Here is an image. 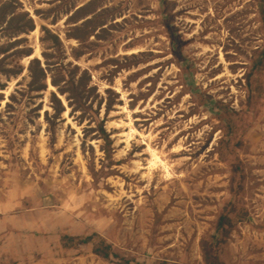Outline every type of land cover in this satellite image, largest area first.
I'll use <instances>...</instances> for the list:
<instances>
[{"label": "rangeland", "instance_id": "374dc122", "mask_svg": "<svg viewBox=\"0 0 264 264\" xmlns=\"http://www.w3.org/2000/svg\"><path fill=\"white\" fill-rule=\"evenodd\" d=\"M0 264H264V0H0Z\"/></svg>", "mask_w": 264, "mask_h": 264}, {"label": "bare ground", "instance_id": "6f19581e", "mask_svg": "<svg viewBox=\"0 0 264 264\" xmlns=\"http://www.w3.org/2000/svg\"><path fill=\"white\" fill-rule=\"evenodd\" d=\"M36 56H39V53H38V51H36L35 53H34V55H32L31 57H30V59L31 58H36ZM117 84H118V82H117ZM116 88H115V92H120V90H119V88H118V86H115ZM6 94L8 95V90L6 91ZM123 99H124V96H123ZM126 110H125V107H122L121 109H120V113L121 112H125ZM116 125V124H115ZM124 126H126V128H128L129 130L128 131H125V132H122V133H120L119 134V136H120V138H122L123 140H121L122 142V144H126L127 145V147L129 146V141L131 140V139H133V135H135L136 134V136L138 135L140 138H142V139H145L146 138V135H143L142 133H139V134H137V132H136V130H134V129H132V128H130L129 127V125L128 124H125ZM123 128H125V127H123ZM149 138H150V135H149ZM148 138V139H149ZM179 148V147H178ZM178 148H176V149H178ZM175 151H177V150H175ZM145 153L146 154H150V156L152 157L149 161H148V165H147V167H143V170L145 171V173L142 175V178H144V179H150L151 178V176H152V172H154V170H157V168H158V164H160L161 163V160H160V158L158 157V154L154 151V150H151V148L148 146L147 147V149L145 150ZM165 165V164H164ZM161 166V165H160ZM140 169V167H138V169L137 170H139ZM136 170V172H138ZM142 170V169H141ZM169 174H167V176H165V178H166V180L169 178Z\"/></svg>", "mask_w": 264, "mask_h": 264}, {"label": "trees", "instance_id": "16d2710c", "mask_svg": "<svg viewBox=\"0 0 264 264\" xmlns=\"http://www.w3.org/2000/svg\"><path fill=\"white\" fill-rule=\"evenodd\" d=\"M86 240H88V239H85V242H86Z\"/></svg>", "mask_w": 264, "mask_h": 264}]
</instances>
